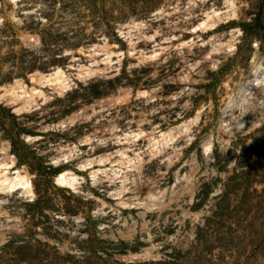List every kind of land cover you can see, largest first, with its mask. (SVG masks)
I'll return each instance as SVG.
<instances>
[{"label":"rangeland","instance_id":"rangeland-1","mask_svg":"<svg viewBox=\"0 0 264 264\" xmlns=\"http://www.w3.org/2000/svg\"><path fill=\"white\" fill-rule=\"evenodd\" d=\"M235 2L234 21L193 34L223 0H0V89L55 69L73 81L22 115L0 103V146L34 194L0 197V264H264V93L234 106L264 68V0ZM231 31L235 50L215 52ZM103 46L111 68L77 82L68 68ZM170 132L172 145L151 147ZM67 151L74 161L55 164ZM64 171L82 179L76 191L56 185Z\"/></svg>","mask_w":264,"mask_h":264},{"label":"bare ground","instance_id":"bare-ground-1","mask_svg":"<svg viewBox=\"0 0 264 264\" xmlns=\"http://www.w3.org/2000/svg\"><path fill=\"white\" fill-rule=\"evenodd\" d=\"M202 1H204V0H202ZM205 1H209V0H205ZM223 2H224L223 3L224 4V11L223 12H221V11L216 12L215 10H211L210 12L205 13L203 21L194 29L193 34L194 33H196V34L197 33H201V34L209 33V32L216 30V28H218L220 25L228 24L229 22L235 20L236 14H237V7H236L235 0H223ZM140 28H141V24H139V23L138 24L132 23L131 26L128 27L129 31L126 32L125 36H127L128 40L130 42L132 41V38H134L135 36H137L136 39H138V35H140V33H139ZM131 30L134 31V33H137L138 35H134V36L131 35ZM236 34L239 35L238 31H231L229 33V38L226 41V43L223 45H219L218 50L215 49V52H220V51H222V53L223 52L224 53L233 52L235 50L234 47L237 44L236 39L238 36ZM141 39L153 41L154 37L153 36H150V37L141 36ZM129 44H130L131 48H134V46H135L134 43H129ZM188 44H191V43H188ZM185 45H187V44H183V46H185ZM97 49H99V50H97ZM98 54H102V55H100V57H104L100 62L96 61L97 57L99 56ZM158 56H159V53H157L155 51H152L149 55L139 53L138 54V60H140L141 62H151V61L156 60L158 58ZM112 58H113V54L110 53L108 51V49H106L104 46L99 47V48L97 47V48H94L92 50V53L88 55L89 65L87 67L77 65L75 67L74 66L69 67L68 70L76 71V77H75L76 79L75 80L77 82L78 81H84L85 82L86 80L90 79L94 75L97 76V74L104 73L108 69H110ZM253 75H254V79L251 82L249 81L250 83H247L246 85L242 84L243 87L240 88L241 89L240 90V93H241L240 97L241 98H240L239 102L237 103L235 101V103H237V104H235L232 99H229L228 103L226 104L224 111L229 109V108L231 109L234 106H236V108L247 109V107H250L249 106L250 104L248 103L249 98L247 99V96H249L251 98V95L255 89L256 90L259 89L260 93H264V68H261L260 66L255 67ZM72 82L73 81L70 80V76L67 75L66 72H64L60 69H55L51 73L46 74V75L35 74L34 75V86H32L31 88L26 87L20 81H14L11 85L6 86L4 88H1L0 89V103L5 104L6 106L12 108L17 115H22V114L28 113V112L32 111L33 109L37 108L39 106V102H42L43 104L45 102H47L51 95L61 96V95L66 94L71 89ZM128 96L129 95H125L124 97L117 99L116 102L117 103L118 102L123 103L124 101H127ZM146 96H147L146 92L138 93V97H140V98L144 99ZM233 103H234V106H233ZM120 105H121V103H120ZM198 116H196V118L194 120H192L191 123L197 122ZM78 117L74 116L72 119H70V123H73ZM188 125L184 127L183 132L189 131ZM239 126H240V122L238 123L237 127H239ZM139 136H140V133L135 134V135L133 134L131 138L138 139ZM128 137L130 138V136H124L123 140L128 141ZM174 140H175V136L171 132L167 133V134H163V135H161V140L153 143L151 145V147H154V149L156 151L158 150V152H160V150L158 149L159 147L164 148V147L170 146L174 143ZM30 141H32V140H30ZM88 141L89 140L86 139L85 143ZM134 143H135V141H134ZM124 145H126V144L124 143ZM203 148H204V152L208 151L210 148V142H206L203 145ZM120 157H121V155H120ZM122 160L125 162H122ZM62 161L64 163H70L71 161H74L72 151H67V154H65V155L62 154V152H60V160H57L55 162V164H58L59 162H62ZM106 161H108V160H104L102 158H99L97 161H86V162H83L81 165H79L78 169L82 172H85L87 170L89 171L91 169H94L93 168L94 165L100 166L101 164H104V162H106ZM125 163L129 166L131 165L132 168H134V166H133L134 161L133 160L121 159L120 165L124 166ZM137 163H139L138 159H137ZM16 164H17L16 159L10 155L9 146L7 144L1 145L0 146V197L11 196L15 193H19L20 196L25 198V199H32L34 197V194H33V187H32L31 181H30V177H28V175L25 172L18 170ZM140 166H139V168H140ZM122 169H123V167H122ZM101 172L96 171V172L90 173L91 180H94L97 177V175ZM105 173H107V171ZM101 174H104V173H101ZM112 174H114V176L116 175L114 172H112ZM98 176H100V174ZM122 178H123V183H124L125 176H123ZM80 181H82V179H79L75 174H73L69 171H64V172L60 173L55 179V183L59 188H63V189H66V190H69L72 192H74V191H76V189H78V187L80 185ZM120 182H122V181H120ZM121 193H122V191L120 192V190H119L118 194H116V197L119 199V201H120ZM149 199H151V196L148 198V200ZM1 205L2 204L0 203V208H1ZM118 206L124 208V207H126V204L121 201L118 204ZM147 206L145 205V207H147ZM151 208H153V207H151ZM144 254H145L144 255L145 257L146 256L148 257L150 255V251L147 250L144 252Z\"/></svg>","mask_w":264,"mask_h":264}]
</instances>
